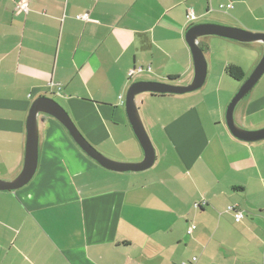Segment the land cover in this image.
Masks as SVG:
<instances>
[{
	"label": "crops",
	"instance_id": "0c3cea01",
	"mask_svg": "<svg viewBox=\"0 0 264 264\" xmlns=\"http://www.w3.org/2000/svg\"><path fill=\"white\" fill-rule=\"evenodd\" d=\"M20 1L0 0L3 181L23 168L36 99L57 102L101 154L137 163L144 156L125 111L129 86L190 84L193 25L264 34V0H28L27 13ZM199 45L201 89L136 97L155 149L146 171L100 167L55 119L38 115L35 174L0 191V264H264V140H237L225 122L264 45L210 36ZM230 65L243 69V81L225 74ZM233 117L245 130L264 129V73Z\"/></svg>",
	"mask_w": 264,
	"mask_h": 264
},
{
	"label": "water",
	"instance_id": "95a60500",
	"mask_svg": "<svg viewBox=\"0 0 264 264\" xmlns=\"http://www.w3.org/2000/svg\"><path fill=\"white\" fill-rule=\"evenodd\" d=\"M219 37L239 43L262 42L264 34L217 24H198L190 27L185 34L189 47L194 77L190 84L176 86L158 82H136L129 86L125 96V111L132 131L143 151V159L137 163L118 162L109 159L93 148L81 135L67 112L54 100L38 98L33 101L27 119V141L25 161L21 172L11 181L0 179V191H15L27 185L35 174L38 156V115L44 114L55 119L68 133L77 147L100 167L117 173H139L151 168L155 162V149L141 120L136 97L141 94L182 96L202 88L207 76V62L199 46L203 37ZM264 73V53L251 75L243 82L227 106L225 122L230 134L237 140L252 143L264 140V129L249 131L239 127L234 121L236 105L251 91Z\"/></svg>",
	"mask_w": 264,
	"mask_h": 264
},
{
	"label": "built area",
	"instance_id": "2783aa9c",
	"mask_svg": "<svg viewBox=\"0 0 264 264\" xmlns=\"http://www.w3.org/2000/svg\"><path fill=\"white\" fill-rule=\"evenodd\" d=\"M27 2H28V0H21L20 2H18L17 9L19 11L27 13V9H28L27 8ZM227 8H231V5H228ZM81 18L85 19L86 17L82 16ZM187 19L189 21L194 19V13L191 10H189L187 13ZM226 212L231 213L233 215V219L236 223L241 222V220L244 217L243 213L239 210H236V208L234 206L228 207ZM263 214H264V211H263ZM194 230H195V226L191 225L187 230V234L190 235Z\"/></svg>",
	"mask_w": 264,
	"mask_h": 264
},
{
	"label": "trees",
	"instance_id": "16d2710c",
	"mask_svg": "<svg viewBox=\"0 0 264 264\" xmlns=\"http://www.w3.org/2000/svg\"><path fill=\"white\" fill-rule=\"evenodd\" d=\"M188 20V19H187ZM195 20V17L193 20H190V21H194ZM189 21V20H188ZM200 46V45H199ZM200 48L202 49L203 51V48L202 46H200ZM225 74L231 78L232 80L234 81H237V82H241L245 79V73L243 71V69L239 66H235V65H230L228 67H226L225 69ZM150 96H165V95H155V94H149ZM166 96H173V95H166ZM233 216V215H232ZM244 218V217H243ZM242 221V220H241Z\"/></svg>",
	"mask_w": 264,
	"mask_h": 264
},
{
	"label": "rangeland",
	"instance_id": "374dc122",
	"mask_svg": "<svg viewBox=\"0 0 264 264\" xmlns=\"http://www.w3.org/2000/svg\"><path fill=\"white\" fill-rule=\"evenodd\" d=\"M150 97V96H149ZM149 136V135H148Z\"/></svg>",
	"mask_w": 264,
	"mask_h": 264
}]
</instances>
